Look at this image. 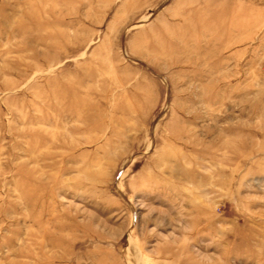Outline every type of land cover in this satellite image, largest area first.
I'll return each mask as SVG.
<instances>
[{
  "label": "rangeland",
  "instance_id": "374dc122",
  "mask_svg": "<svg viewBox=\"0 0 264 264\" xmlns=\"http://www.w3.org/2000/svg\"><path fill=\"white\" fill-rule=\"evenodd\" d=\"M0 264H264V0H0Z\"/></svg>",
  "mask_w": 264,
  "mask_h": 264
}]
</instances>
